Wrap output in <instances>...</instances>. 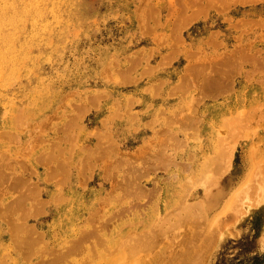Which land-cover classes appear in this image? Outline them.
Instances as JSON below:
<instances>
[{"label": "rangeland", "instance_id": "obj_1", "mask_svg": "<svg viewBox=\"0 0 264 264\" xmlns=\"http://www.w3.org/2000/svg\"><path fill=\"white\" fill-rule=\"evenodd\" d=\"M69 1L1 0L0 162L26 186L0 183V264H264V116L249 136L219 118L263 101L264 72L205 98L189 66L264 53V0Z\"/></svg>", "mask_w": 264, "mask_h": 264}, {"label": "bare ground", "instance_id": "obj_2", "mask_svg": "<svg viewBox=\"0 0 264 264\" xmlns=\"http://www.w3.org/2000/svg\"><path fill=\"white\" fill-rule=\"evenodd\" d=\"M6 1V0H5ZM36 2H37V5H38V1H41L42 3L40 4V5H43V4H46L47 2H48V0H35ZM69 1V0H68ZM71 1V0H70ZM69 1V2H70ZM222 1H227V2H229V1H234V2H250V1H254V0H222ZM256 1V0H255ZM16 2V1H15ZM31 2H32V0H31ZM53 2H54V0H53ZM69 2H66V3H69ZM27 3H29L28 1L26 2V4ZM52 3V2H51ZM11 4V2L9 3V5ZM32 4H33V2H32ZM170 4V3H169ZM244 4V3H243ZM28 5V4H27ZM30 5V4H29ZM34 5V4H33ZM37 5L35 6V7H37ZM52 5V7H54L53 6V4H50V6ZM219 5V4H218ZM228 5V4H227ZM0 6H1V0H0ZM12 6V5H11ZM59 5H57L56 6V8L58 7ZM186 6V5H185ZM204 6V5H203ZM229 6V5H228ZM7 8V7H6ZM26 8H27V6H26ZM28 8H30V6H28ZM45 8V7H44ZM2 9H3V5H2ZM33 9V8H32ZM50 9H51V7H50ZM60 9V8H59ZM58 9V10H59ZM155 9V8H154ZM157 9V8H156ZM171 9V8H170ZM221 9H222V7H221ZM7 10V9H6ZM44 10V9H43ZM227 10H228V8H227ZM48 11V10H47ZM51 11H52V13H51ZM51 11L49 10V12H50V14H51V17H54L56 14H55V11L53 12V9H51ZM21 12V11H20ZM18 13V12H17ZM16 13V14H17ZM35 14V13H34ZM187 15V13H186V11H183V15ZM24 15V14H23ZM43 16V13H41V11H40V14H37V16ZM154 15V14H153ZM9 16V15H8ZM18 16V15H17ZM62 16V15H61ZM14 17H16V15L14 14ZM154 17V16H153ZM1 18H2V16H1V8H0V25H1ZM22 19V18H21ZM38 19V18H37ZM46 19V18H45ZM52 19V18H51ZM244 19V18H243ZM24 20V19H23ZM60 20H62V19H60ZM245 20V19H244ZM31 21V20H30ZM32 21H35V20H32ZM45 21V20H44ZM227 21V20H226ZM47 22V21H46ZM51 22V21H50ZM258 22V21H257ZM261 22V21H260ZM259 22V23H260ZM173 23V22H172ZM253 23V22H252ZM40 24V23H39ZM34 25H36V24H34ZM43 25H44V23H43ZM42 25V27H45V26H43ZM45 25H46V23H45ZM172 25V24H171ZM241 25V24H240ZM254 25V24H253ZM261 26V25H260ZM263 26V25H262ZM18 27V26H17ZM35 27H37V26H35ZM251 27H252V25H251ZM254 27V26H253ZM0 28H1V26H0ZM39 28V27H38ZM47 28V27H46ZM241 28V27H240ZM5 29V28H4ZM32 29H34V28H32ZM17 30V29H16ZM43 30H46V29H43L42 28V32H43ZM247 30V29H246ZM245 31V30H244ZM243 31V32H244ZM8 32H10V31H8ZM14 32V31H13ZM50 32V31H49ZM248 32V31H247ZM2 33V32H1ZM12 33V32H11ZM10 33V34H11ZM6 34V33H5ZM9 34V35H10ZM19 34V33H18ZM1 35H3L4 36V34H1ZM14 35V34H13ZM33 35V34H32ZM34 36H36L35 34H34ZM219 36V35H218ZM237 36H240V35H237ZM1 37V36H0ZM5 37V36H4ZM4 37H2V39L4 38ZM9 37V36H8ZM13 37V36H12ZM15 37H16V35H15ZM43 38V37H42ZM215 38V37H214ZM9 39V38H8ZM11 39V38H10ZM13 39V38H12ZM1 40V39H0ZM4 40V39H3ZM221 40V39H220ZM6 43H7V41H5ZM39 42V41H38ZM240 42V41H239ZM1 43H3V42H1ZM215 43V42H214ZM11 44V43H10ZM15 44V43H14ZM18 44V43H17ZM178 44V43H177ZM2 45H4V44H2ZM1 45V46H2ZM20 45V44H19ZM221 46H222V44H220ZM219 45V46H220ZM9 46V45H8ZM12 46V45H11ZM4 47V46H3ZM13 47V46H12ZM260 48V47H259ZM6 49H10L9 47L8 48H5L4 49V52L2 51V50H0L1 52H2V57H1V59H2V61H4L5 62V60L7 61V63H8V58H4L5 56H7V54L6 53H8V51L6 50ZM12 49H10V51H11ZM13 50H15V48L13 49ZM222 50V49H221ZM264 50V49H263ZM9 51V52H10ZM252 51V48L250 49V52ZM6 52V53H5ZM12 52V51H11ZM20 52V51H19ZM216 52H217V50H216ZM260 52V51H259ZM259 52H251V54H249V52H247V53H245V54H243V55H240L239 57H237V56H235V55H233V54H230V55H223V56H218V57H210V55H207L206 56V58H205V60H203V62H198V64L197 63H195L194 65H189L190 66V68H191V71L193 72V74L194 75H196V76H198L199 77V80H200V83H201V86H200V95L199 96H201L202 95V97L203 96H205V98L206 97H212V96H218V95H221L222 94V92H225L226 90H231V89H233V85L231 84V82L233 83V81H230V79H231V77L233 76V73L234 72H236V73H238L239 74V80L241 81H243L244 83H246L247 82V80L249 81L250 79H252L253 81H254V79L255 80H260V78L262 77V74H263V72H264V53H259ZM3 53H5V56H4V54ZM179 53V52H178ZM11 54V53H10ZM9 54V55H10ZM15 51H14V55H12V56H15ZM221 54V53H220ZM213 55V54H212ZM211 55V56H212ZM216 55V54H215ZM214 55V56H215ZM11 56V55H10ZM9 56V57H10ZM236 57V58H235ZM10 58H12V57H10ZM25 58V57H24ZM3 59H5V60H3ZM15 59V58H14ZM29 60V59H28ZM11 62H12V59L10 60ZM25 61V60H24ZM4 62H0V64H2V63H4ZM15 62V61H14ZM21 62V61H20ZM19 62V63H20ZM31 62V61H30ZM13 63V62H12ZM11 64V63H10ZM9 65V64H8ZM13 65V64H12ZM3 66V65H2ZM5 66H6V63H5ZM21 66V65H20ZM250 66H253L252 68H249ZM14 69V68H13ZM11 71V70H10ZM16 71H17V69H16ZM19 72V71H18ZM245 73H248L247 75L245 74ZM250 74V75H249ZM131 75V74H130ZM247 76V78H246V76ZM9 76V75H8ZM1 77V76H0ZM29 77V76H28ZM3 78V77H2ZM134 78V77H133ZM20 80H21V78H20ZM131 81V80H130ZM241 81V82H242ZM250 83V82H249ZM2 84H4V83H2ZM9 84V83H8ZM236 84V83H235ZM242 83H237L236 84V86H240ZM248 84V83H247ZM247 84H246V86H247ZM183 85V84H182ZM186 85V84H185ZM14 86V85H13ZM162 86V85H161ZM231 86H232V88H231ZM235 86V85H234ZM245 86V85H244ZM8 87V86H7ZM21 87V86H20ZM194 87V86H193ZM197 87V86H196ZM254 87V86H253ZM160 88V87H159ZM231 88V89H230ZM153 89V88H152ZM157 89H158V87H157ZM182 89V88H181ZM243 89H244V87H243ZM199 90V89H198ZM258 90H262V88L260 89H258ZM186 91H187V89H186ZM190 91V90H189ZM29 92H30V90H29ZM156 92H158V91H156ZM175 94V93H174ZM42 96V95H41ZM186 96H187V94H186ZM193 96H194V94L191 96L192 97V99L191 100H193ZM195 97V96H194ZM39 98V97H38ZM185 98V97H184ZM186 101V100H185ZM257 102H251L250 103V105H248V106H251L252 105V108L251 109H246V110H243V109H241V110H239V111H237V110H235V111H233L234 110V108L232 109L231 108V105H230V102H227V104H225V102H220L221 104H222V107L223 108H225L226 109V107L228 106V108H227V112H229L231 115H229V114H222V113H219V118H222L223 120V124H224V121H225V124L227 125V122H228V126L227 127H229V130H233V133H232V131H229V133L231 132L232 134H235L234 132V129L235 130H240V132H242V135L243 134H245V136H249V135H247L245 132L243 133V131H242V129H241V127L243 128L244 126H250L249 124V122H251L252 121V119L253 118H255V117H258L259 115H263L264 116V99H263V101L261 102V100H256ZM27 102V101H26ZM195 102V101H194ZM245 102V101H244ZM244 102H243V104H244ZM192 103V102H191ZM214 103V102H213ZM189 104V103H188ZM241 105V104H240ZM26 106V105H25ZM28 107V106H27ZM181 108V107H180ZM183 108V107H182ZM185 108H186V106H185ZM219 104L217 103L216 105H213V104H209L208 105V108H207V110L208 111H212V110H214V109H217V110H219ZM18 109V108H17ZM20 109V108H19ZM160 109H162V108H160ZM189 109V108H188ZM5 110V109H4ZM165 110V109H164ZM173 110V109H172ZM175 110V109H174ZM173 110V111H174ZM190 110V109H189ZM197 110V109H196ZM243 110V111H242ZM8 111V110H7ZM7 111L5 112V113H7ZM171 112L170 111V113L169 114H173L174 115V112ZM204 111H206V110H204ZM221 111V110H220ZM241 111V112H240ZM22 112H23V109H22ZM189 112V111H188ZM187 112V113H188ZM225 112V111H224ZM4 114V113H3ZM2 114V115H3ZM32 114V113H31ZM168 114V115H169ZM171 114V115H172ZM176 114V113H175ZM185 114V113H184ZM6 115V114H5ZM172 115V116H173ZM180 115V114H179ZM4 116V115H3ZM177 116V115H176ZM181 116H183L182 114H181ZM5 117V116H4ZM178 117V116H177ZM227 118L228 119V121H226V120H224V118ZM24 118H25V116H24ZM156 118H157V116H156ZM174 118V117H173ZM179 118V117H178ZM6 119V118H5ZM182 119V118H181ZM16 120V119H15ZM151 120V119H150ZM163 120H165V119H163ZM157 120L155 119V122H156ZM171 121V120H170ZM180 122V121H179ZM249 123V124H248ZM153 124V123H152ZM155 124V123H154ZM174 124V123H173ZM178 124V123H177ZM175 125H176V123H175ZM196 125H197V123H196ZM146 126V125H145ZM148 126V125H147ZM167 126V125H166ZM198 126V125H197ZM171 127V126H170ZM17 128V127H16ZM167 128V127H166ZM181 128V127H180ZM196 128V127H195ZM220 128V127H219ZM225 128V127H224ZM250 128H251V126H250ZM261 128V127H260ZM263 128V127H262ZM228 129V128H227ZM226 129V130H227ZM252 129V128H251ZM250 129V130H251ZM168 130H170V129H168ZM225 130V131H226ZM237 130V131H238ZM189 131H192V130H189ZM224 131V132H225ZM219 132H221V131H219ZM223 132V133H224ZM239 132V131H238ZM239 132V133H240ZM253 132H254V130H253ZM170 133V132H169ZM191 133V132H190ZM193 133H194V131H193ZM192 133V134H193ZM227 133V132H226ZM226 133H224V134H226ZM237 133V132H236ZM171 134H173V133H171ZM221 134H222V132H221ZM241 134V133H240ZM252 134V133H251ZM11 134L10 133H5V134H0V139L1 138H4V137H6V136H10ZM220 135V134H219ZM218 135V137H220ZM227 135H229L228 133H227ZM225 136V135H224ZM237 136V135H236ZM241 136V135H240ZM255 136H256V133H255ZM254 136V137H255ZM12 137V136H11ZM171 137V136H170ZM217 137V138H218ZM232 137V136H231ZM230 137V138H231ZM239 137V136H238ZM242 137V136H241ZM251 137V136H250ZM7 138V137H6ZM229 138V139H230ZM229 139H228V141H229ZM241 139V138H240ZM249 139V138H248ZM181 140V139H180ZM232 140V139H231ZM195 141V140H194ZM199 141V140H198ZM177 142V141H176ZM187 142V141H186ZM227 142V141H226ZM171 143V142H170ZM185 143V142H184ZM218 143V142H217ZM222 143V142H221ZM182 144V143H181ZM220 144V143H219ZM223 144V143H222ZM174 145V144H173ZM224 145V144H223ZM187 146V145H186ZM219 147V146H218ZM254 147V146H253ZM175 150V149H174ZM218 150V149H217ZM221 150H222V148H221ZM255 150V149H254ZM176 151V150H175ZM216 151V150H215ZM220 150H218L217 152H219ZM223 153V152H222ZM252 153V152H251ZM217 154V153H216ZM162 155V154H161ZM170 156V155H169ZM211 156H212V154L210 155V157H209V155H208V157L209 158H211ZM217 156V155H216ZM219 157V156H218ZM206 158V157H205ZM215 158V157H214ZM222 158V157H221ZM4 162H0V183H3V181L5 180H8L7 181V183H11V184H14V187L15 188H21V187H25L26 186V182L23 180V179H21V178H14L13 176L11 177V178H9L8 176H10V175H8L7 174V172H8V170H6V167H7V160H3ZM9 161V160H8ZM215 161V160H214ZM217 161V160H216ZM215 161V162H216ZM52 162V161H51ZM204 162V161H203ZM203 162H202V164H201V167H200V169L202 168V165L204 166V164H203ZM208 162H209V160H208ZM210 162H212L211 160H210ZM220 162V161H219ZM204 163H207L206 161L204 162ZM212 163H214V162H212ZM50 164V163H49ZM211 164V163H210ZM51 165V164H50ZM152 165V164H151ZM191 165V164H190ZM211 165H214V164H211ZM65 166V165H64ZM209 166V165H208ZM121 167V166H120ZM212 167H216V166H212ZM219 167V166H218ZM217 167V168H218ZM10 168V167H9ZM191 168V167H190ZM207 168H211V166L210 167H206V169ZM58 169V168H57ZM192 169V168H191ZM205 169V168H204ZM205 169V170H206ZM7 171V172H6ZM10 171V170H9ZM201 171H202V169H201ZM201 171H200V174H201ZM209 171V170H208ZM203 172H206V171H203ZM138 172H136V174H137ZM14 174H15V172H14ZM18 174V173H17ZM16 174V175H17ZM118 174V173H117ZM187 174V173H186ZM207 174V173H206ZM18 176H20V175H18ZM197 176H199V175H197ZM203 177H205V173H204V176ZM203 177H202V179H203ZM189 178H191V177H188V179ZM195 178V177H194ZM199 178V177H198ZM220 180V179H219ZM218 180V181H219ZM4 181V182H5ZM218 181H214L213 182V180L210 182L209 181V183H211L210 185H213L212 187L208 184V186H210V187H208L207 188V186H206V188H204V193H203V196H201V201H200V203L202 204V209L204 210V209H206V210H208V209H212L213 207H217V205L219 204V201H220V198H221V195H220V192H221V190H222V188L220 187L221 185H220V182H218ZM122 182H123V180H122ZM191 182V181H190ZM208 182V181H207ZM212 182H213V184H212ZM127 183H125V185H126ZM182 185V182L180 183V186ZM4 186V185H3ZM127 186V185H126ZM183 186H184V183H183ZM136 188V187H135ZM134 187H133V189H135ZM182 189H184V188H182ZM185 189H186V187H185ZM184 189V190H185ZM131 190V189H130ZM181 190V189H180ZM183 190V192L185 193V191ZM202 191V192H203ZM10 192H12V191H10ZM178 192H179V190H178ZM1 193V192H0ZM168 193H169V191H168ZM181 193V192H180ZM123 194V193H122ZM237 194V193H236ZM236 194H234V195H232V199L229 201V203H227V205H228V207H231V206H234L235 205V203L237 202V200H238V198H236L235 197V195ZM9 195V194H8ZM12 195V194H11ZM13 195H14V193H13ZM176 195H177V193H176ZM183 195V194H182ZM189 195V194H188ZM2 196H3V194H2ZM181 196V195H180ZM180 196H179V198H180ZM14 197V196H13ZM189 197V196H188ZM0 198H2V197H0ZM142 198H144V197H142ZM187 198V197H186ZM133 199V198H132ZM134 199H135V197H134ZM144 199H146V198H144ZM169 199V198H168ZM175 199V198H174ZM182 199H184V198H182ZM11 200V199H10ZM62 200V199H61ZM117 200V199H116ZM131 200V199H130ZM129 200V201H130ZM176 200V199H175ZM181 200V199H180ZM73 201V200H72ZM128 201V202H129ZM140 201V200H139ZM198 201V200H197ZM264 201V200H263ZM137 203H138V201H136ZM118 203V202H117ZM186 203V202H185ZM197 203H199V202H197ZM197 203H195V204H197ZM199 203V204H200ZM21 204V203H20ZM129 204V203H128ZM139 204H140V202H139ZM172 204H173V202H172ZM171 204V205H172ZM175 204V203H174ZM173 204V205H174ZM177 204V203H176ZM187 204V203H186ZM198 204V205H199ZM224 204V203H223ZM3 205V204H2ZM1 205V206H2ZM127 205V204H126ZM178 205L179 204H177V205H175V206H177L178 207ZM31 206V205H30ZM129 206V205H128ZM127 206V207H128ZM190 206V205H189ZM201 206V205H200ZM3 207H4V205H3ZM124 207V206H123ZM126 207V206H125ZM124 207V208H125ZM186 207H188V206H186ZM228 207H226V208H228ZM9 208V207H8ZM31 208H33V207H31ZM175 208V207H174ZM224 208H225V205H224ZM188 209V208H187ZM187 209L185 210V211H187ZM189 209H191V207L189 208ZM188 209V211L190 212V210ZM193 209V208H192ZM23 210V209H22ZM33 210V209H32ZM135 210V209H134ZM166 210V209H165ZM171 210H173V209H171ZM174 210H176V209H174ZM30 211V210H29ZM130 211V210H129ZM132 211V210H131ZM32 212V211H31ZM119 212V211H118ZM194 212V211H193ZM198 212V209L196 210V213ZM159 213H160V211H159ZM166 213V212H165ZM171 212H169V214H170ZM185 213H187V212H185ZM192 213V212H191ZM195 213V212H194ZM204 213V212H203ZM100 214V213H99ZM118 214V213H117ZM156 214V213H155ZM180 214H182L181 212H180ZM189 214V213H188ZM167 216H168V214H166ZM170 215H172V213L170 214ZM169 215V216H170ZM184 215V214H183ZM194 215H197V214H194ZM205 215H207V214H205ZM164 216V215H163ZM176 219H177V217L175 216V213H174V215H173ZM173 216H171V217H173ZM181 216V215H180ZM184 216H186V215H184ZM190 216V215H189ZM201 216H204V215H201ZM154 217V216H153ZM208 217V216H207ZM121 218V217H120ZM150 218H152L151 216H150ZM157 218V217H156ZM156 218H154V220H156ZM168 218H170V217H168ZM187 218V217H186ZM216 218V217H215ZM158 219V218H157ZM171 219V218H170ZM191 218L189 217V220H190ZM70 220V219H69ZM148 220V219H147ZM162 221H163V217H162V219H161ZM210 220H211V218H210ZM144 221V220H143ZM169 221V220H168ZM173 221H175V220H173ZM172 221V219H171V222L172 223H174ZM205 221H206V219H205ZM204 221V222H205ZM212 221V220H211ZM211 221H208V222H211ZM145 222V221H144ZM143 222V223H144ZM207 222V224H209ZM106 223V222H105ZM154 223V225L157 223V222H153ZM152 223V224H153ZM169 223H170V221H169ZM181 223V222H180ZM185 223V222H184ZM142 224V223H141ZM145 224V223H144ZM176 225H178L177 223H175ZM203 224V223H202ZM150 225H151V223H150ZM154 225H151V227L152 226H154ZM158 225H159V223H158ZM185 225V224H184ZM188 225V224H187ZM205 225V224H204ZM210 225V224H209ZM102 226V225H101ZM145 226H146V224H145ZM144 226V227H145ZM164 226V225H163ZM175 226V225H174ZM189 226V225H188ZM161 227V226H160ZM187 227V226H186ZM190 227V226H189ZM207 228H208V226H206ZM168 228V227H167ZM173 228V227H172ZM177 228V227H176ZM179 228V227H178ZM188 228V227H187ZM186 228V229H187ZM205 228V227H204ZM29 229V228H28ZM154 229V228H153ZM152 229V230H153ZM180 229V228H179ZM179 229L177 230V231H179ZM149 230V229H148ZM171 230V229H170ZM176 230V229H175ZM174 230V231H175ZM188 230H190V229H188ZM187 230V231H188ZM193 230V229H192ZM147 231V230H146ZM145 231V232H146ZM155 231H157V230H155ZM155 231H153L154 233H155ZM169 231V230H168ZM174 231H172V232H174ZM180 231H182V230H180ZM186 231V230H185ZM142 232V231H141ZM140 232V234H142ZM145 232H143V234L145 233ZM148 233H149V235H145V237H144V239L145 238H147V237H151L152 236V234H153V232L150 234V232L149 231H147ZM160 232V231H159ZM131 233V232H130ZM132 233H134V232H132ZM136 233V232H135ZM137 233H139V232H137ZM177 233V232H176ZM181 233V232H180ZM28 234V233H27ZM84 234V233H83ZM82 234V235H83ZM85 234H86V236H85ZM84 234V238L82 239V240H80L81 238L79 237L78 239H79V242H81V241H84V239L86 238V237H88L89 235H91V234H89L88 236H87V233H85ZM142 234V235H143ZM191 234V233H190ZM156 235V234H155ZM154 235V236H155ZM160 235V234H159ZM163 235V234H162ZM138 236V235H137ZM153 236V237H154ZM165 236V235H164ZM163 236V237H164ZM177 236V235H176ZM93 237V236H92ZM91 237V238H92ZM129 237V236H128ZM162 237V238H163ZM204 237V236H203ZM261 239L264 241V234H262L261 235ZM90 238V239H91ZM135 238V237H134ZM202 238V237H201ZM88 239V238H87ZM86 239V240H87ZM89 239V240H90ZM124 239V238H123ZM133 239V238H132ZM140 239H141V237H140ZM150 239V238H149ZM159 239V238H158ZM200 239V238H199ZM85 240V241H86ZM161 240V239H160ZM76 241H77V239H76ZM76 241H75V243H76ZM84 241V242H85ZM88 241V240H87ZM95 241V240H94ZM132 241V240H131ZM130 241V242H131ZM144 241V240H143ZM157 241V240H156ZM162 241V240H161ZM137 242H138V239H137ZM152 242H154V241H152ZM126 243V242H125ZM132 243H133V241H132ZM149 243V242H148ZM24 244V243H23ZM124 244V243H123ZM135 244V243H134ZM146 244V243H145ZM150 244V243H149ZM152 244V243H151ZM160 244V243H159ZM73 245H75V244H73ZM80 245H81V243H80ZM83 245V244H82ZM191 245H192V243H191ZM72 246V245H71ZM126 246H127V244H126ZM139 246H141V245H139ZM139 246H138V248H139ZM149 246V245H148ZM76 247V246H75ZM80 247H82V246H79V248ZM137 247V246H136ZM136 247H134V246H131L130 248H129V244H128V247H126L127 249H129V250H132V249H134V248H136ZM158 249H159V247H157ZM157 248H155V249H157ZM183 248V247H182ZM200 248V247H199ZM71 249V248H70ZM148 249V248H147ZM149 249H151V248H149ZM11 250V249H10ZM69 250V249H68ZM128 250V251H129ZM141 250V249H140ZM12 251V250H11ZM73 251V250H72ZM79 251V250H78ZM114 251V250H113ZM183 251V250H182ZM77 252V251H76ZM116 252H118V251H116ZM124 252H126V251H124ZM123 252V253H124ZM157 252V251H156ZM75 253V252H74ZM135 253V252H134ZM138 253V252H137ZM137 253H135V254H137ZM141 253V252H140ZM146 253V252H145ZM155 253V252H154ZM197 253V252H196ZM67 254V253H66ZM161 254V253H160ZM65 255V254H64ZM97 255V254H96ZM126 255V254H125ZM141 255V254H140ZM200 255V254H199ZM60 256V255H59ZM72 256V255H71ZM133 256V255H132ZM188 256V255H187ZM193 256V255H192ZM127 257V256H126ZM135 257H137V256H135ZM198 257V256H197ZM129 258V257H128ZM160 258V257H159ZM208 259V258H207ZM124 260V259H123ZM130 260V259H129ZM140 260H141V258H140ZM131 261V260H130ZM139 261V260H138ZM155 261V260H154ZM157 261V260H156ZM87 262V261H86ZM125 262V261H124ZM158 262V261H157ZM205 262V261H204ZM89 263V262H88ZM88 263H86V264H88ZM121 264H123V262H120ZM128 263H130V262H128ZM137 262H136V260H135V262H134V264H136ZM138 263H140V261L138 262ZM82 264V263H81ZM84 264V263H83ZM125 264V263H124ZM152 264V263H151ZM204 264V263H203Z\"/></svg>", "mask_w": 264, "mask_h": 264}]
</instances>
